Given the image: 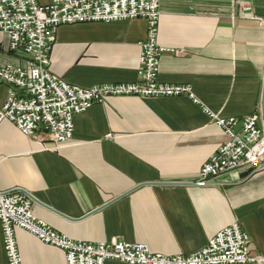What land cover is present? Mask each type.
<instances>
[{
	"label": "crops",
	"instance_id": "1",
	"mask_svg": "<svg viewBox=\"0 0 264 264\" xmlns=\"http://www.w3.org/2000/svg\"><path fill=\"white\" fill-rule=\"evenodd\" d=\"M49 5L54 0H38ZM159 81L190 85L223 118L261 114L264 129V0H161ZM145 20L66 25L51 70L89 88L138 80ZM0 32V67L25 66ZM14 87L0 83V111ZM226 134L187 97H113L74 119L73 139L56 147L0 124V190L21 188L36 217L90 243L120 239L163 255H190L239 223L250 253L264 257V170L241 169L197 185ZM23 264H67L66 254L16 231ZM0 264H9L0 224ZM106 264H123L109 261Z\"/></svg>",
	"mask_w": 264,
	"mask_h": 264
},
{
	"label": "built area",
	"instance_id": "2",
	"mask_svg": "<svg viewBox=\"0 0 264 264\" xmlns=\"http://www.w3.org/2000/svg\"><path fill=\"white\" fill-rule=\"evenodd\" d=\"M161 0H0V32L9 50L28 56L25 66L0 67V83L14 87L0 111V124L9 121L26 136L41 135L49 144L65 145L74 136V119L113 97L143 99L187 97L227 136V141L202 165L197 185L209 187L227 173L264 170V129L261 114L223 118L203 105L190 85L159 81L165 52L158 42ZM145 20L147 37L141 43L138 80L89 88L67 82L51 70V54L61 27L84 23ZM35 198L16 188L0 190V224L9 264H23L16 231L23 230L66 254L67 264H264L250 253L251 238L239 223L224 228L200 251L190 255L154 253L145 244L120 239L90 243L73 240L34 213Z\"/></svg>",
	"mask_w": 264,
	"mask_h": 264
},
{
	"label": "water",
	"instance_id": "3",
	"mask_svg": "<svg viewBox=\"0 0 264 264\" xmlns=\"http://www.w3.org/2000/svg\"><path fill=\"white\" fill-rule=\"evenodd\" d=\"M264 116V115H263Z\"/></svg>",
	"mask_w": 264,
	"mask_h": 264
}]
</instances>
